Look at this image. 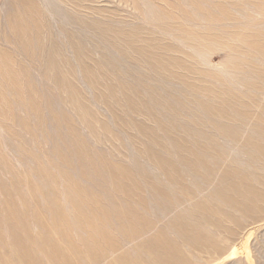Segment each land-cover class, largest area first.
Listing matches in <instances>:
<instances>
[{
	"label": "rangeland",
	"instance_id": "obj_1",
	"mask_svg": "<svg viewBox=\"0 0 264 264\" xmlns=\"http://www.w3.org/2000/svg\"><path fill=\"white\" fill-rule=\"evenodd\" d=\"M1 51L0 264H264V0H0Z\"/></svg>",
	"mask_w": 264,
	"mask_h": 264
},
{
	"label": "bare ground",
	"instance_id": "obj_2",
	"mask_svg": "<svg viewBox=\"0 0 264 264\" xmlns=\"http://www.w3.org/2000/svg\"><path fill=\"white\" fill-rule=\"evenodd\" d=\"M193 2V1H192ZM31 5H30V7H27V9H29V11H31L30 12V14H25L24 13V16H22V15H20V16H17L16 18H15V20L13 19V22L14 23H16V25H21V24H24L25 26H29L30 27V30H28L27 28L25 29H22L21 30V32H20V30L19 29H17V30H19L18 31V33L19 34H17V35H20V36H22L24 39H32L33 37H35L36 35H38V34H40L41 33V31H40V28H41V21L43 20V13H41V9L39 8V6L35 3V2H31L30 3ZM171 4H173V3H171ZM51 5V4H50ZM176 5V4H175ZM171 6V5H170ZM52 9V8H51ZM40 10V11H39ZM33 11V12H32ZM19 15V14H18ZM63 15V14H62ZM66 17V16H65ZM46 21V20H45ZM69 21V20H68ZM13 22H12V24H13ZM76 25V24H75ZM13 26V25H12ZM19 27V26H18ZM31 29H32V31H31ZM38 29H39V31H40V33L38 32ZM78 31V30H77ZM36 34V35H35ZM35 35V36H34ZM14 36H15V34H14ZM28 42V41H27ZM11 58H10V56L7 54V53H5V52H3V51H1L0 52V65L2 66V67H5L6 69H7V71L8 72H13L11 69H10V67L8 66L9 65V63H10V60ZM11 64H13V62H11ZM13 68V67H12ZM4 69V68H3ZM7 72V73H8ZM9 74V73H8ZM11 74H13V73H11ZM13 77H15V76H13ZM9 78H10V76H9ZM16 79V78H15ZM10 84H12V83H10ZM16 84V83H15ZM14 86V85H13ZM19 87V86H18ZM21 87V86H20ZM1 102H2V100H1ZM92 200V199H91ZM91 215V214H90ZM95 217L94 218H96V215H94ZM93 218V219H94ZM99 218V217H98ZM101 224V223H100ZM63 227V228H62ZM61 227V229L63 230V232H65V231H67V229H65V225L64 226H62ZM104 228V227H103ZM102 229V228H101ZM104 229H106V228H104ZM61 230V231H62ZM68 232V231H67ZM91 232V231H90ZM96 232H98L97 230H96ZM92 233H94V230H92ZM96 234V233H95ZM100 235V234H99ZM97 236V235H96ZM104 236V235H103ZM99 238V237H98ZM22 239H24V238H22ZM91 239V238H90ZM155 240H156V238H155ZM24 241V240H23ZM26 241V240H25ZM93 242L95 241L94 239L92 240ZM27 242V241H26ZM35 244V243H34ZM94 244V243H93ZM11 245V244H10ZM95 245V244H94ZM36 248H37V246H36ZM115 248V247H114ZM29 252H31V251H29ZM49 254V253H48ZM50 256H51V253H50ZM33 259V258H32Z\"/></svg>",
	"mask_w": 264,
	"mask_h": 264
}]
</instances>
